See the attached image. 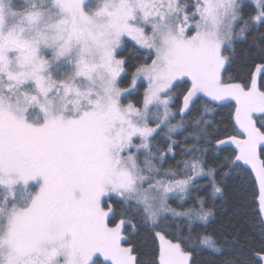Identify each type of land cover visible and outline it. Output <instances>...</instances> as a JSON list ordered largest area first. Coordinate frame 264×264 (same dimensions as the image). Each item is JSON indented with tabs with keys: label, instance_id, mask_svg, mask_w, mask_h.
<instances>
[{
	"label": "rangeland",
	"instance_id": "obj_1",
	"mask_svg": "<svg viewBox=\"0 0 264 264\" xmlns=\"http://www.w3.org/2000/svg\"><path fill=\"white\" fill-rule=\"evenodd\" d=\"M88 1L52 0L47 8L15 13L10 0H0V264H91L96 258L135 264L123 245V223L107 224L110 208L103 200L109 196L141 205L151 224L162 215L188 217L167 201L183 197L193 176L157 179L136 162L150 137L170 120L166 93L179 81L190 85L181 115L198 96L234 104L240 136L217 145L235 149L237 162L253 174L264 221L259 160L264 132L255 125V117L264 115V94L258 89L264 64L255 67L248 88L221 79L223 52L232 41L240 5L251 3L257 9L254 22L264 21V0H195V23L179 0H100L86 12ZM125 39L152 52L153 60L134 73L130 88L120 89L123 71L116 54ZM56 71L60 81L54 80ZM138 81L146 84L142 106H123L121 98ZM26 144H33L42 164L10 156ZM60 165L68 171L64 190L57 183ZM56 183L52 201L67 205L66 216H83L90 231L49 209ZM30 185L37 189L28 199L20 189ZM193 214L202 222L207 218L204 212ZM156 237L159 264H189L177 243L160 233ZM203 245L210 242L204 239ZM259 259L264 264V256Z\"/></svg>",
	"mask_w": 264,
	"mask_h": 264
},
{
	"label": "trees",
	"instance_id": "obj_2",
	"mask_svg": "<svg viewBox=\"0 0 264 264\" xmlns=\"http://www.w3.org/2000/svg\"><path fill=\"white\" fill-rule=\"evenodd\" d=\"M51 1L10 0V7L13 12L21 13L47 8ZM99 1L89 0L85 5L86 12L95 9ZM179 4L195 23L199 3L179 0ZM261 11L264 14V5ZM256 14L257 9L249 2L239 7L232 41L223 52L225 65L221 79L224 84L248 88L255 67L264 64V21L254 22ZM193 32L191 30L188 35ZM116 58L121 61L123 71L118 86L128 89L134 73L149 65L153 54L125 39ZM53 76L54 80L60 81V71L53 72ZM189 89L187 81H179L166 93L170 120L150 137L148 150L140 153L136 160L143 173H152L157 179L176 181L193 176L183 197L170 196L167 201L171 209L189 213L188 217L162 215L155 224H151L141 205L109 196L103 200L104 207L110 208L107 224L113 227L123 223V245L130 248L135 264H159L156 233L177 243L189 255V264H261L264 221L257 202L256 181L251 171L237 162L235 149L217 145L224 139L240 136L234 122V104H215L198 96L188 111L181 115L183 98ZM258 89L264 94V70L259 75ZM145 90V82L138 81L121 98V104L140 108ZM156 113V108L150 110L151 115ZM153 124L150 121L149 125ZM255 125L264 132V115L255 117ZM23 160L31 158L24 156ZM259 160L264 169V146L259 149ZM36 189L30 185L20 192L30 199ZM193 212H204L206 220L199 221ZM77 216L70 212L66 217L83 231L79 221L74 219ZM204 239L210 242V246L203 245ZM91 264L108 263L96 258Z\"/></svg>",
	"mask_w": 264,
	"mask_h": 264
},
{
	"label": "flooded vegetation",
	"instance_id": "obj_3",
	"mask_svg": "<svg viewBox=\"0 0 264 264\" xmlns=\"http://www.w3.org/2000/svg\"><path fill=\"white\" fill-rule=\"evenodd\" d=\"M19 148V147H18ZM9 154L10 156L14 154V156L17 154L18 158H23L24 159V156L28 157V158H31V160H33L36 164L35 165H40L42 164V157L39 155V154H36L34 152V147H33V144H26V145H23L21 146L18 150H17V153L16 152H10L9 151ZM11 162V161H10ZM60 177H59V180L57 183H60L61 187L65 188V186L67 185L66 181H67V177H68V171L66 170V168L63 166V165H60ZM54 184L53 185V188H52V193H51V196H50V199H49V203L51 204V201H52V198H54L55 194V187L58 185V184ZM63 197V195L61 196ZM53 201H52V205L49 209H52L54 210L56 213L54 214V216H58V217H62L64 218L65 220H70V218H67L66 215H65V212L66 210L69 211V208H67V205H61L59 203H61V201H59L58 203H54L53 205ZM73 213V212H72ZM73 214H76L75 212ZM77 216V215H76ZM74 219H77L79 221V225L85 230V231H90L91 227L85 223V221L83 220V216L81 215H78L77 217H75ZM70 222V221H69ZM92 231V230H91ZM94 235L96 234L94 231H93ZM96 236L98 237L99 241H101L103 244H105V239L103 238V236L99 235V234H96Z\"/></svg>",
	"mask_w": 264,
	"mask_h": 264
}]
</instances>
